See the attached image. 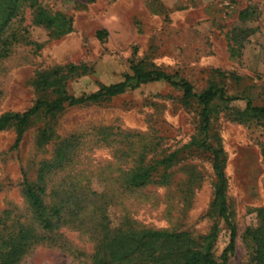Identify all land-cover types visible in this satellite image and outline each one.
Wrapping results in <instances>:
<instances>
[{
    "label": "rangeland",
    "instance_id": "1",
    "mask_svg": "<svg viewBox=\"0 0 264 264\" xmlns=\"http://www.w3.org/2000/svg\"><path fill=\"white\" fill-rule=\"evenodd\" d=\"M40 9L68 18L71 32L57 37L36 25ZM3 39L0 116L22 113L38 99H55L52 90L34 86L40 76L65 78V92L79 98L121 82L132 63L182 78L197 92L213 81L230 96L264 104V0H23ZM180 99L167 84H145L116 98L65 107L53 117H35L16 147L13 125L0 132L5 232L31 224L23 178L36 182L59 147L66 158L45 179L48 202L66 207L58 228L18 264H91L103 227L197 237L217 225L213 253L221 256L230 229L210 212L216 179L209 156L182 152L166 170V182L160 170L140 189L124 186L126 173L195 138L198 118ZM244 106V101L218 104L211 124L223 151L228 221L235 233L227 264H251L247 233L264 208V128L231 120V111Z\"/></svg>",
    "mask_w": 264,
    "mask_h": 264
},
{
    "label": "trees",
    "instance_id": "2",
    "mask_svg": "<svg viewBox=\"0 0 264 264\" xmlns=\"http://www.w3.org/2000/svg\"><path fill=\"white\" fill-rule=\"evenodd\" d=\"M23 0H0V57L6 53L7 44L4 34L22 7ZM34 23L51 30L57 37L71 32V21L61 14H51L45 10H37ZM77 70L70 68L69 72ZM40 76L35 87L41 92L52 90L56 98L47 101L38 99L22 113L4 114L0 116V132L13 125L15 127L16 147L22 140L30 122L35 117H53L65 107H77L109 100L132 91L141 85L164 83L177 90L180 103L195 112L198 127L195 138L189 144L167 157L137 167L125 174L124 186L128 190L140 189L152 182L161 170V182H166V170L180 158V153L191 151L209 156L211 168L216 179L213 187V199L210 212L218 219L226 222L230 229V242L219 258L214 256V246L218 237V227L214 225L208 234L194 237L188 232H169L153 229L119 228L114 231L105 227L101 231V239L91 258V264H227L234 252L235 233L228 217L227 178L220 140L211 134L213 117L217 114L218 104L228 105L232 102L244 101L242 110H232L233 122L248 124L254 122L264 128V104L255 105L249 97L228 95L223 86L213 81L208 87L197 92L193 85L175 75H170L158 69H147L141 64L130 65L129 73L119 83L102 86L96 93L71 97L65 92V78ZM264 100V89L260 95ZM51 115V116H49ZM45 131L41 139L44 140ZM62 147L56 151L55 158L49 164H42L36 182L23 178L22 195L31 216V224L19 227L16 232H5L0 229V264H18L26 253L36 245L47 240L44 234L52 233L58 228L62 214L66 209L64 204L48 202L45 179L55 168H61L66 159ZM202 155V156H204ZM192 156V155H190ZM257 226L250 229L247 236L252 244L251 264H264V208L257 211Z\"/></svg>",
    "mask_w": 264,
    "mask_h": 264
}]
</instances>
